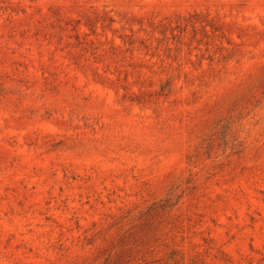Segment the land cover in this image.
Returning a JSON list of instances; mask_svg holds the SVG:
<instances>
[{
    "label": "rangeland",
    "instance_id": "1",
    "mask_svg": "<svg viewBox=\"0 0 264 264\" xmlns=\"http://www.w3.org/2000/svg\"><path fill=\"white\" fill-rule=\"evenodd\" d=\"M0 264H264V0H0Z\"/></svg>",
    "mask_w": 264,
    "mask_h": 264
}]
</instances>
